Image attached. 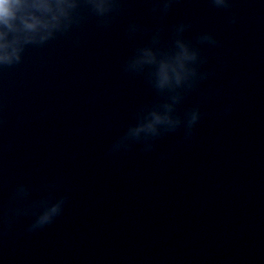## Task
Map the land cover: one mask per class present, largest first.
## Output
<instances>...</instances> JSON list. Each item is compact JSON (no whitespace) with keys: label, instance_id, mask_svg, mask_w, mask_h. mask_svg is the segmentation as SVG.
Here are the masks:
<instances>
[{"label":"clouds","instance_id":"9594fccd","mask_svg":"<svg viewBox=\"0 0 264 264\" xmlns=\"http://www.w3.org/2000/svg\"><path fill=\"white\" fill-rule=\"evenodd\" d=\"M178 0H151V13L160 21L172 11ZM125 0H0V70L19 65L29 47H43L50 41L66 36L79 28L89 18L97 19L98 26L108 27L124 11ZM216 9L228 10L233 0H209ZM230 23H236L235 15ZM191 24L180 21L171 28L170 43L165 46L163 26L149 29L133 22L127 35L134 38L139 33L150 32L147 43L135 47L123 65L124 73L142 76L154 90L157 99L139 108L135 123L109 147L108 155L133 150L142 145L144 152L153 151L156 141L183 129V140H189L202 119L199 104L180 111L187 96L199 90L202 82L214 75L205 70L208 57L203 46L218 47L220 41L210 32H202L195 39L187 38ZM224 115L231 113V106L224 108ZM170 153L161 154L166 159ZM47 194L30 200L33 189L24 184L16 186L6 211L0 221L11 229L21 216L34 219L26 226L27 232H37L51 225L63 214L69 199L67 194L57 196L56 183L45 185Z\"/></svg>","mask_w":264,"mask_h":264}]
</instances>
